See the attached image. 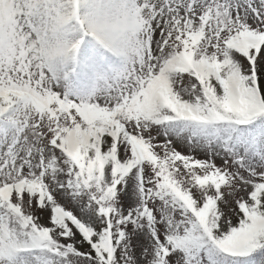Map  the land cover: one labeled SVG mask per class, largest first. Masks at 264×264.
<instances>
[{
	"label": "snow or ice",
	"instance_id": "obj_1",
	"mask_svg": "<svg viewBox=\"0 0 264 264\" xmlns=\"http://www.w3.org/2000/svg\"><path fill=\"white\" fill-rule=\"evenodd\" d=\"M0 264H264V0H0Z\"/></svg>",
	"mask_w": 264,
	"mask_h": 264
},
{
	"label": "rangeland",
	"instance_id": "obj_2",
	"mask_svg": "<svg viewBox=\"0 0 264 264\" xmlns=\"http://www.w3.org/2000/svg\"><path fill=\"white\" fill-rule=\"evenodd\" d=\"M176 146H177V150L182 151V152H184V153H187V149H186V148L182 147V146L179 145V144H177ZM219 162H220V161L218 160L217 163H219Z\"/></svg>",
	"mask_w": 264,
	"mask_h": 264
}]
</instances>
